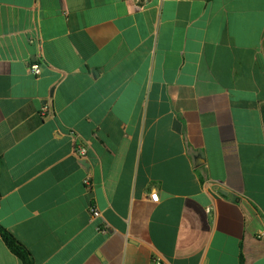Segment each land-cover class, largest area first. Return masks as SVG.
Wrapping results in <instances>:
<instances>
[{
    "label": "crops",
    "instance_id": "0c3cea01",
    "mask_svg": "<svg viewBox=\"0 0 264 264\" xmlns=\"http://www.w3.org/2000/svg\"><path fill=\"white\" fill-rule=\"evenodd\" d=\"M0 225L32 264H264V0H0Z\"/></svg>",
    "mask_w": 264,
    "mask_h": 264
},
{
    "label": "built area",
    "instance_id": "2783aa9c",
    "mask_svg": "<svg viewBox=\"0 0 264 264\" xmlns=\"http://www.w3.org/2000/svg\"><path fill=\"white\" fill-rule=\"evenodd\" d=\"M137 4H141V6L143 7L146 3L147 0H134ZM41 65L39 63H33L30 67H29V71L31 74L35 75V76H38L40 75L41 73ZM77 154L81 157V158H84L87 156V149L86 148H79V150L77 151ZM85 184L88 185L89 187L92 188L93 184H92V175L89 174L85 177ZM151 198L154 200V201H159V194L156 192V193H152L151 194ZM92 213H93V216L95 217H98V216H101V213L100 211L96 208V207H93L92 209Z\"/></svg>",
    "mask_w": 264,
    "mask_h": 264
},
{
    "label": "trees",
    "instance_id": "16d2710c",
    "mask_svg": "<svg viewBox=\"0 0 264 264\" xmlns=\"http://www.w3.org/2000/svg\"><path fill=\"white\" fill-rule=\"evenodd\" d=\"M0 234L5 238V240L19 253L23 256L26 264H32L31 253L20 243L10 232H8L4 227L0 225Z\"/></svg>",
    "mask_w": 264,
    "mask_h": 264
},
{
    "label": "water",
    "instance_id": "95a60500",
    "mask_svg": "<svg viewBox=\"0 0 264 264\" xmlns=\"http://www.w3.org/2000/svg\"><path fill=\"white\" fill-rule=\"evenodd\" d=\"M196 160H197V164H199V165L203 163V162L201 161V157H197Z\"/></svg>",
    "mask_w": 264,
    "mask_h": 264
}]
</instances>
